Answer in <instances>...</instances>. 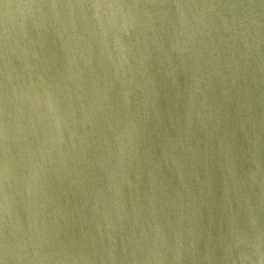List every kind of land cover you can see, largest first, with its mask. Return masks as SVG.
I'll use <instances>...</instances> for the list:
<instances>
[{
    "label": "water",
    "instance_id": "95a60500",
    "mask_svg": "<svg viewBox=\"0 0 264 264\" xmlns=\"http://www.w3.org/2000/svg\"><path fill=\"white\" fill-rule=\"evenodd\" d=\"M0 264H264V0H0Z\"/></svg>",
    "mask_w": 264,
    "mask_h": 264
}]
</instances>
